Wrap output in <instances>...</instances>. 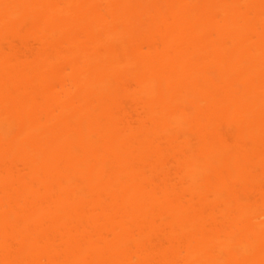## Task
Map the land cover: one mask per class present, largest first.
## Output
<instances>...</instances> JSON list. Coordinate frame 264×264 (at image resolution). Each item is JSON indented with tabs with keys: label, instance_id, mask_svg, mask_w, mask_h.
<instances>
[{
	"label": "bare ground",
	"instance_id": "1",
	"mask_svg": "<svg viewBox=\"0 0 264 264\" xmlns=\"http://www.w3.org/2000/svg\"><path fill=\"white\" fill-rule=\"evenodd\" d=\"M0 264H264V0H0Z\"/></svg>",
	"mask_w": 264,
	"mask_h": 264
}]
</instances>
